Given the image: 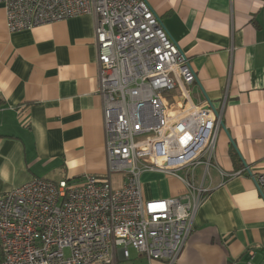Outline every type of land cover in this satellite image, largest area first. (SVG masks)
I'll return each instance as SVG.
<instances>
[{"label":"crops","instance_id":"1","mask_svg":"<svg viewBox=\"0 0 264 264\" xmlns=\"http://www.w3.org/2000/svg\"><path fill=\"white\" fill-rule=\"evenodd\" d=\"M145 1L195 72L190 103L222 112L208 193L175 264H264V202L246 171L264 172V0ZM94 24L86 15L8 33L0 7V195L34 178L105 175ZM161 100L184 108L178 89ZM140 181L146 200L185 192L161 173Z\"/></svg>","mask_w":264,"mask_h":264},{"label":"built area","instance_id":"2","mask_svg":"<svg viewBox=\"0 0 264 264\" xmlns=\"http://www.w3.org/2000/svg\"><path fill=\"white\" fill-rule=\"evenodd\" d=\"M0 7L8 33L94 17L106 161L103 176L34 178L0 195V264H117L130 261L129 249L147 264H175L206 199L222 123L209 101L190 103L189 60L145 0H0ZM176 89L179 112L161 100ZM246 171L264 202V172ZM144 173L176 177L185 192L146 200Z\"/></svg>","mask_w":264,"mask_h":264},{"label":"rangeland","instance_id":"3","mask_svg":"<svg viewBox=\"0 0 264 264\" xmlns=\"http://www.w3.org/2000/svg\"><path fill=\"white\" fill-rule=\"evenodd\" d=\"M129 254H130V261L118 260L117 264H147L145 259L140 258L134 250L129 249Z\"/></svg>","mask_w":264,"mask_h":264},{"label":"trees","instance_id":"4","mask_svg":"<svg viewBox=\"0 0 264 264\" xmlns=\"http://www.w3.org/2000/svg\"><path fill=\"white\" fill-rule=\"evenodd\" d=\"M231 156H232L233 161H234V162H237V157H236V155L232 153ZM0 259H1V256H0Z\"/></svg>","mask_w":264,"mask_h":264},{"label":"water","instance_id":"5","mask_svg":"<svg viewBox=\"0 0 264 264\" xmlns=\"http://www.w3.org/2000/svg\"><path fill=\"white\" fill-rule=\"evenodd\" d=\"M221 126H223L222 123H221Z\"/></svg>","mask_w":264,"mask_h":264}]
</instances>
